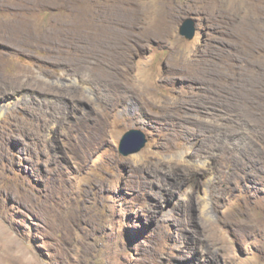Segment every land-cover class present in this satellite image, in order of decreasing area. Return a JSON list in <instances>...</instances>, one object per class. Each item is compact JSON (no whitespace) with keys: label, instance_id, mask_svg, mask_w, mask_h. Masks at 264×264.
Listing matches in <instances>:
<instances>
[{"label":"rangeland","instance_id":"obj_1","mask_svg":"<svg viewBox=\"0 0 264 264\" xmlns=\"http://www.w3.org/2000/svg\"><path fill=\"white\" fill-rule=\"evenodd\" d=\"M255 91L264 0H0V264H264Z\"/></svg>","mask_w":264,"mask_h":264},{"label":"water","instance_id":"obj_2","mask_svg":"<svg viewBox=\"0 0 264 264\" xmlns=\"http://www.w3.org/2000/svg\"><path fill=\"white\" fill-rule=\"evenodd\" d=\"M196 18H185L179 26V34L187 40H191L196 32ZM147 137L145 133L138 128H131L125 131L118 141V151L124 156L134 154L145 147Z\"/></svg>","mask_w":264,"mask_h":264},{"label":"trees","instance_id":"obj_3","mask_svg":"<svg viewBox=\"0 0 264 264\" xmlns=\"http://www.w3.org/2000/svg\"><path fill=\"white\" fill-rule=\"evenodd\" d=\"M251 96V99H264L263 98V96L262 95H258V93L255 91V95L254 96H252V95H250Z\"/></svg>","mask_w":264,"mask_h":264},{"label":"clouds","instance_id":"obj_4","mask_svg":"<svg viewBox=\"0 0 264 264\" xmlns=\"http://www.w3.org/2000/svg\"><path fill=\"white\" fill-rule=\"evenodd\" d=\"M190 17H192V16H190ZM186 18H188V17H186ZM192 18H194V17H192ZM184 19H185V18H184ZM184 19H183V20H184ZM183 20H182V21H183ZM181 23H182V22H181Z\"/></svg>","mask_w":264,"mask_h":264}]
</instances>
